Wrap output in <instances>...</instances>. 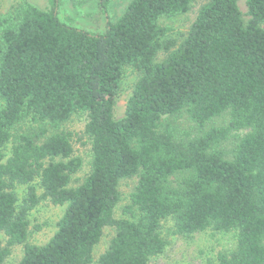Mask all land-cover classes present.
I'll return each instance as SVG.
<instances>
[{
	"label": "trees",
	"instance_id": "16d2710c",
	"mask_svg": "<svg viewBox=\"0 0 264 264\" xmlns=\"http://www.w3.org/2000/svg\"><path fill=\"white\" fill-rule=\"evenodd\" d=\"M192 1L130 0L102 34L26 0L0 11V264L15 244L17 264H90L105 226L114 234L95 264H149L165 219L185 236L234 230L235 247L210 264H264V0H245L247 20L238 0H205L180 42L166 41L160 20ZM125 68L137 78L116 119ZM79 112L91 161L72 187L82 159L60 127ZM132 177L115 217L118 183ZM42 199L66 208L36 245L28 213Z\"/></svg>",
	"mask_w": 264,
	"mask_h": 264
},
{
	"label": "rangeland",
	"instance_id": "374dc122",
	"mask_svg": "<svg viewBox=\"0 0 264 264\" xmlns=\"http://www.w3.org/2000/svg\"><path fill=\"white\" fill-rule=\"evenodd\" d=\"M23 0H0V11L6 12L13 4ZM42 9H50L55 7L57 17L66 24L88 31L93 34H102L106 30V21L115 20L123 11L125 5L130 0H111L106 7V11L101 10L97 0H87L80 6H74L69 0H26ZM205 0H195L191 2L187 12L179 14L172 18H162L161 24L167 26L169 31L166 34V41L180 42L183 35L187 32L190 24L194 21L198 8ZM238 6L243 14V19L247 20V7L245 0H238ZM166 55L164 50H159L156 56L158 61L162 60ZM137 78V74L129 68H125L121 88L114 107V117L121 118L124 115L125 104L130 95L133 83ZM225 120V116L214 119V124H221ZM86 122L84 113H75L69 120L61 125L60 129L73 132V148L74 155L82 159V164L77 173L72 177L69 186H75L81 182L82 178L90 170V144L88 138L83 133ZM29 125L26 123L25 126ZM8 153L9 145L3 149ZM136 184V177L121 179L118 183L120 199L114 208L115 217H125L123 214V206L129 202V193ZM15 192L19 200L26 192V185L16 184ZM41 190L37 188V193ZM66 205H56L42 199L28 213V236L27 242L36 245L46 243L57 228V221L63 214ZM173 221L165 219L161 222V234L166 239L164 250L159 255L152 257L149 264H210L215 262L216 256L221 251H230L235 247L236 232L216 231L211 228L191 235H179L173 232ZM114 228L105 226L103 234L99 242L93 250V261L102 253L112 235ZM3 242L5 237L2 236ZM23 255V245L15 244L11 246L10 253L3 264H17Z\"/></svg>",
	"mask_w": 264,
	"mask_h": 264
}]
</instances>
